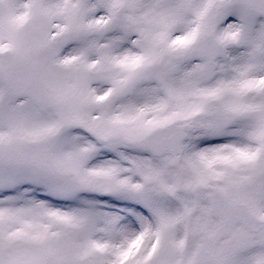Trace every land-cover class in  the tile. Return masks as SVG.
I'll use <instances>...</instances> for the list:
<instances>
[{
    "label": "snow or ice",
    "instance_id": "obj_1",
    "mask_svg": "<svg viewBox=\"0 0 264 264\" xmlns=\"http://www.w3.org/2000/svg\"><path fill=\"white\" fill-rule=\"evenodd\" d=\"M0 264H264V0H0Z\"/></svg>",
    "mask_w": 264,
    "mask_h": 264
}]
</instances>
